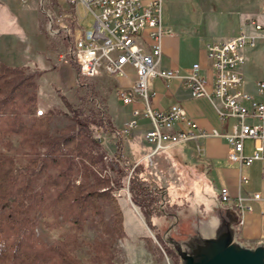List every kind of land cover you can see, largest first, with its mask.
I'll return each instance as SVG.
<instances>
[{
  "label": "crops",
  "instance_id": "0c3cea01",
  "mask_svg": "<svg viewBox=\"0 0 264 264\" xmlns=\"http://www.w3.org/2000/svg\"><path fill=\"white\" fill-rule=\"evenodd\" d=\"M56 2L65 12L63 10L67 6L64 0ZM21 7L28 18L30 14L39 12L37 0H29L27 4H21L19 0H0V62L24 68L30 73L43 71L44 78L50 77L52 84L60 86L59 89L71 88L77 79L75 67L69 61L61 60L60 53L51 45L44 30L41 16L32 18V22L20 18ZM195 10L189 0H162V22L174 30L175 36L162 40L158 68L178 70L182 76H186L194 64H200L211 92L213 75L207 58V46L236 37L243 31L252 32L253 29L251 22L240 27L239 20L236 32L226 29L222 34V29L216 28V25L206 28L204 20L199 19ZM263 20L264 17L257 21ZM139 43L150 50L152 40L149 38V30L143 32ZM246 56L247 62L241 68L244 88L258 97L257 83L264 75L263 46L247 51ZM136 80V71L131 66L126 67L124 76L110 75L103 71L92 80L96 99L115 129H122L133 118L134 110H142L144 107L141 100L127 105L118 98V91L131 88ZM150 90L155 93L150 100L154 110L165 111L178 104L208 131L216 129L228 132L234 123L233 119L222 122L210 99L193 98L190 88L181 79L166 83L161 78H155L150 82ZM151 128L150 119L139 118L138 126L131 135L122 136L118 145L116 141H107L103 146L111 156L119 151L130 163L144 165L153 151V146L145 138ZM253 147L254 143L247 141L245 154L251 155ZM230 149L225 139L210 137L199 143L191 141L172 146L157 152L152 158L158 183L162 187L186 189L189 192L178 193V199L174 202V206L182 210L177 219L178 232L175 230V234L183 235L185 240H173V249L182 264H204L218 253L232 249L251 252L254 258L264 257V161H257L250 167H240L228 160ZM242 175L249 178L247 184L241 182ZM204 181L211 187V197L205 201L200 197L202 193L197 191ZM222 188L229 189L231 202L222 201L219 194ZM256 193L260 194V199L253 198ZM238 196L245 198L246 205L252 209L241 214L234 204ZM191 198L194 200L191 201ZM183 204L187 207L182 208ZM171 218L170 214L152 217L156 234L166 237L172 232ZM144 223L146 220L143 213ZM189 256L191 260L186 258Z\"/></svg>",
  "mask_w": 264,
  "mask_h": 264
},
{
  "label": "built area",
  "instance_id": "2783aa9c",
  "mask_svg": "<svg viewBox=\"0 0 264 264\" xmlns=\"http://www.w3.org/2000/svg\"><path fill=\"white\" fill-rule=\"evenodd\" d=\"M27 4L29 0H19ZM38 11L46 18L45 30L52 40H67L68 48L60 53L62 61H69L77 69V83L90 89L92 80L103 71L110 75H126V67L135 69L137 80L125 90L118 91V98L124 104L141 100L142 110H134L133 118L122 129L111 126V135L96 133L99 141L120 139L131 135L138 126L139 118H148L152 128L146 133V141L153 146L149 158L157 152L191 141L201 142L206 138H223L231 149L227 154L230 162L240 167H250L257 161H264V75L257 83L258 97L244 88L241 68L247 62V51H254L260 45L264 48V20L251 21L252 32H241L238 36L207 46V58L212 69V91L208 79L203 75L200 64H194L186 76L178 70L159 69L162 55V40L175 36L172 28L164 26L161 19L162 0H64L67 8L57 5L56 0H37ZM84 6L94 17L91 29L83 30L79 25L77 10ZM57 8V11H56ZM67 9V10H66ZM145 30L152 40L150 50L139 43ZM161 78L166 83L181 79L187 85L193 98H208L216 106L222 122L234 120L228 132L213 129L208 131L193 120L178 104L168 110H154L150 82ZM105 122V112L96 98ZM42 114L43 111L39 110ZM247 141L254 143L251 155L245 154ZM247 184L249 178L241 176ZM224 203L232 201L228 188L219 192ZM260 199V194L253 195ZM245 198L238 196L235 206L244 214L251 210Z\"/></svg>",
  "mask_w": 264,
  "mask_h": 264
},
{
  "label": "rangeland",
  "instance_id": "374dc122",
  "mask_svg": "<svg viewBox=\"0 0 264 264\" xmlns=\"http://www.w3.org/2000/svg\"><path fill=\"white\" fill-rule=\"evenodd\" d=\"M196 8L199 19L204 20L206 28L212 25L218 29L237 31L238 21L240 20V27H245L253 20H261L264 17V0H189ZM59 5V2H56ZM60 6V5H59ZM66 6V4H65ZM61 7V6H60ZM57 11V8H56ZM20 18L24 17L27 21H33L41 16L43 25L46 24V18L40 12L30 14L29 18L23 8H20ZM40 14V15H38ZM25 15V16H24ZM79 25L83 30L91 29L94 24V17L82 5H79L77 10ZM33 18V19H32ZM241 28V29H242ZM45 30V28H44ZM46 31V30H45ZM47 33V32H46ZM49 37V36H48ZM50 38V37H49ZM51 45L58 53H64L68 48L67 40H52ZM24 70L25 75H33L35 89H29L31 93L37 96L36 117L50 116V133L53 137H60L61 131L65 130L69 125L73 124V116L76 112L80 115L81 120L93 119L96 124L104 126L103 131H96V133H104L111 135L112 128L108 124V119L105 115V122L101 118V111L97 105V93L90 83V89H85L76 81L71 88L63 89L60 86L52 84L50 77L44 78L43 71H35L30 73ZM76 74H77V69ZM41 75V76H40ZM43 76V77H42ZM46 77V76H45ZM62 89V90H61ZM63 97V98H62ZM65 103H69L67 107ZM17 111L18 118L27 125H31L33 116L29 115L27 110L23 107L20 100L13 104ZM39 110L43 111L42 114ZM35 118V117H34ZM6 121H11L8 117H0V127L5 126ZM94 127V125H93ZM107 129V130H106ZM118 141L116 139H106V142ZM21 138L16 135L4 134L0 137V152L13 157L15 161L14 177L18 184L23 185L27 178L33 174V188L34 196L32 205L29 208L28 217L33 221V230L36 234L35 244L39 246H59L62 242H67L71 237H75L78 246L69 252L77 264H182L177 258L175 250L173 249V240L184 241L185 237L175 234L177 230L178 216L182 210L174 206L175 200L178 199V193L189 194L186 189L178 190L167 189L162 187L158 181L159 178L153 167V157L147 158L146 164L138 165L130 163L128 158L121 152H116L114 155H109L106 151V156L103 158L107 163L111 159L119 156V164L123 168H128V177L124 180V187L118 191L113 192L124 217V232L121 236L113 234L117 227L113 211L106 202H100L101 216H93L91 211L84 217L82 221V230L77 231L74 225L67 220L72 216L73 208H61L58 205V189L52 184L53 181L60 180L58 172L51 166L48 171L37 174L38 167L31 163V159L37 156H43L46 149L38 148V154L29 155L27 151L20 146ZM9 143L10 146H6ZM105 148V147H104ZM111 148V147H110ZM120 146L118 147V149ZM106 150V149H105ZM137 168L140 177L149 182V192L156 194L160 199V208L153 212L154 214H170L172 232L166 237L164 235L156 234L147 223L142 224L143 211L137 206L132 199V194L129 191V177L132 171ZM104 175L110 178H115V173L107 168ZM156 174V175H155ZM77 184L84 183L85 178L81 171L74 169L72 177ZM200 191V200H207L211 197V187L204 181L198 188ZM183 192V193H182ZM190 196L188 197V199ZM194 200L191 198V201ZM13 198H9L7 203L0 208V213L6 212L11 208ZM199 202V200H197ZM178 206V205H177ZM182 208L187 205H181ZM186 213V211H185ZM175 215V216H172ZM175 217V218H174ZM104 221L106 231L103 227L98 225V219ZM146 220V218H145ZM8 237V236H7ZM150 240V241H149ZM168 250L173 252V255L168 254ZM188 258V257H186Z\"/></svg>",
  "mask_w": 264,
  "mask_h": 264
},
{
  "label": "trees",
  "instance_id": "16d2710c",
  "mask_svg": "<svg viewBox=\"0 0 264 264\" xmlns=\"http://www.w3.org/2000/svg\"><path fill=\"white\" fill-rule=\"evenodd\" d=\"M33 77L25 75L21 68L0 62V117L11 120L6 121L3 128L0 127V137L5 133L19 136L20 146L29 155L38 154L40 146L46 149L43 156L32 158L31 163L38 167L37 174L48 171L51 166L58 172L60 180L52 183L59 192L57 202L63 209H74L67 221L77 231L82 230V221L89 211L93 216L100 217V202H106L117 223L113 234L121 236L124 232V217L112 194L124 187V180L129 174L128 168L119 164L120 158L116 155L109 162H104L106 150L94 135L96 131H103L104 126L96 124L93 119L81 120L80 115L73 112V124L61 131L59 138L53 137L50 133V116H33L36 115L37 104L36 94L29 91L36 88ZM18 100L28 114L33 116L31 125L18 118L13 107ZM65 104L70 107L69 103ZM108 124L111 127L109 120ZM6 146L10 144L7 143ZM75 168L81 171L84 183L77 184L72 179ZM107 168L115 173V178L103 174ZM14 171L13 157L0 152V208L9 198H13L11 208L0 213V264H77L69 254L78 246L73 236L59 246L35 244L37 239L32 228L33 221L28 217L34 196V176L32 174L20 185L14 177ZM129 191L133 202L142 209L147 225L154 231L152 217L157 215L153 212L160 208V199L149 192V182L140 177L137 168L129 177ZM97 223L106 231L104 221L99 218ZM165 250L173 255L167 247Z\"/></svg>",
  "mask_w": 264,
  "mask_h": 264
},
{
  "label": "water",
  "instance_id": "95a60500",
  "mask_svg": "<svg viewBox=\"0 0 264 264\" xmlns=\"http://www.w3.org/2000/svg\"><path fill=\"white\" fill-rule=\"evenodd\" d=\"M188 259L191 260L192 257L189 256ZM204 264H264V257L254 258L251 252L232 249L218 253Z\"/></svg>",
  "mask_w": 264,
  "mask_h": 264
},
{
  "label": "bare ground",
  "instance_id": "6f19581e",
  "mask_svg": "<svg viewBox=\"0 0 264 264\" xmlns=\"http://www.w3.org/2000/svg\"><path fill=\"white\" fill-rule=\"evenodd\" d=\"M96 137H98V136L96 135Z\"/></svg>",
  "mask_w": 264,
  "mask_h": 264
}]
</instances>
